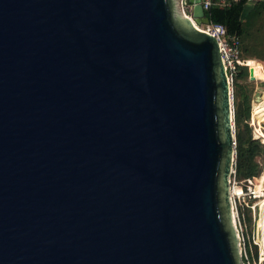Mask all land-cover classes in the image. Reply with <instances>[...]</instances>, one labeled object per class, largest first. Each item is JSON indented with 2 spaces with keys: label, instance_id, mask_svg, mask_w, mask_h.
Listing matches in <instances>:
<instances>
[{
  "label": "water",
  "instance_id": "obj_1",
  "mask_svg": "<svg viewBox=\"0 0 264 264\" xmlns=\"http://www.w3.org/2000/svg\"><path fill=\"white\" fill-rule=\"evenodd\" d=\"M200 1L0 0V264H241Z\"/></svg>",
  "mask_w": 264,
  "mask_h": 264
},
{
  "label": "trees",
  "instance_id": "obj_2",
  "mask_svg": "<svg viewBox=\"0 0 264 264\" xmlns=\"http://www.w3.org/2000/svg\"><path fill=\"white\" fill-rule=\"evenodd\" d=\"M226 6L213 4L205 10V15L213 23L226 26L230 33L240 38L241 56L264 61L263 52H258L252 44L246 42L251 38L256 23L264 16V0L253 4L247 0H228ZM190 5V4H189ZM249 78L246 66H240L233 81L234 103V133H235V170L238 179H247L258 176L262 172L263 163L257 160L264 156V144L252 134L249 126L250 90L242 81Z\"/></svg>",
  "mask_w": 264,
  "mask_h": 264
},
{
  "label": "rangeland",
  "instance_id": "obj_3",
  "mask_svg": "<svg viewBox=\"0 0 264 264\" xmlns=\"http://www.w3.org/2000/svg\"><path fill=\"white\" fill-rule=\"evenodd\" d=\"M174 4L177 13L188 15L191 14V5H189L188 0H174ZM246 42L252 44L258 52H263L264 54V16L256 23L251 38L247 39ZM250 60L258 61L261 75L264 74V61H260L255 58H249V78H246L242 81L243 83H246L248 85V89L250 90V114L248 124L251 127L253 136L259 139L260 144H264V136L259 134L255 129L253 109L255 103H261L262 101L264 103V80L258 79L256 77L254 80L250 79V75H252V63L250 62ZM231 86L233 92V83L231 84ZM259 95H261V97H259ZM262 130L264 132V122L262 123ZM257 160L263 163L261 172L263 174L264 156L262 158L258 157ZM233 169L234 173L230 174L229 179L232 180V178L235 176V179L240 184L245 185V179H238V177L236 176L235 160ZM263 199L264 194L258 198H241L242 203L238 204L239 218L234 215L233 223L236 233L238 234V244L241 251V264H264V241H262V229L259 225L262 212L261 201Z\"/></svg>",
  "mask_w": 264,
  "mask_h": 264
},
{
  "label": "built area",
  "instance_id": "obj_4",
  "mask_svg": "<svg viewBox=\"0 0 264 264\" xmlns=\"http://www.w3.org/2000/svg\"><path fill=\"white\" fill-rule=\"evenodd\" d=\"M200 2L204 11L210 8L213 4H218L221 7L229 4L228 0H201ZM200 26L201 29L205 30L206 32L216 37L228 80L230 84H232L234 81V77L237 75L239 71L240 66H246L247 68H249L248 59L243 58L241 56L239 36L237 34L230 33L227 30L226 26L220 23H213L209 21L207 24H201ZM232 173H234V169H232L231 174ZM261 174L258 176H253L251 178L245 179L246 182L245 185L240 184L235 179V176L232 178V180L229 179V192H230V201L232 204L233 219H234V215L239 218L238 204L242 203L241 198L242 199H244L245 197L258 198L263 195V189L261 193L255 191L256 184L258 183V179L262 175H264V173L262 175ZM240 260H241V251H240Z\"/></svg>",
  "mask_w": 264,
  "mask_h": 264
},
{
  "label": "bare ground",
  "instance_id": "obj_5",
  "mask_svg": "<svg viewBox=\"0 0 264 264\" xmlns=\"http://www.w3.org/2000/svg\"><path fill=\"white\" fill-rule=\"evenodd\" d=\"M198 27L201 28L200 25H198ZM250 62L252 63V66H251L252 75L258 79L264 80V74L261 75L260 73V66L258 65V61L250 60ZM253 109H254L255 129L259 134L264 136V132L262 130V123L264 122V103L263 101L261 103H258V102L255 103ZM262 189L264 190V175H262L258 179V183L256 184L255 191L258 193H261ZM261 202H262L261 203L262 212H261V219H260L259 225L261 226V229H262V241H264V199Z\"/></svg>",
  "mask_w": 264,
  "mask_h": 264
},
{
  "label": "crops",
  "instance_id": "obj_6",
  "mask_svg": "<svg viewBox=\"0 0 264 264\" xmlns=\"http://www.w3.org/2000/svg\"><path fill=\"white\" fill-rule=\"evenodd\" d=\"M256 1H258V0H247V2L250 3V4H253V3H255Z\"/></svg>",
  "mask_w": 264,
  "mask_h": 264
},
{
  "label": "flooded vegetation",
  "instance_id": "obj_7",
  "mask_svg": "<svg viewBox=\"0 0 264 264\" xmlns=\"http://www.w3.org/2000/svg\"><path fill=\"white\" fill-rule=\"evenodd\" d=\"M259 97H261V95H259Z\"/></svg>",
  "mask_w": 264,
  "mask_h": 264
}]
</instances>
